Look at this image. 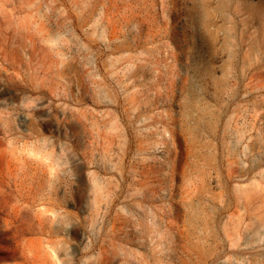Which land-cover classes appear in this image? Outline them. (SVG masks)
I'll return each mask as SVG.
<instances>
[{
    "label": "rangeland",
    "instance_id": "1",
    "mask_svg": "<svg viewBox=\"0 0 264 264\" xmlns=\"http://www.w3.org/2000/svg\"><path fill=\"white\" fill-rule=\"evenodd\" d=\"M0 264H264V0H0Z\"/></svg>",
    "mask_w": 264,
    "mask_h": 264
}]
</instances>
